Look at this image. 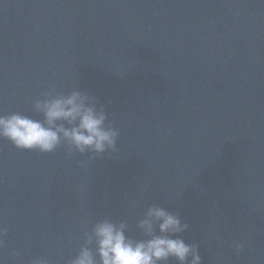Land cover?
Segmentation results:
<instances>
[{
    "label": "water",
    "instance_id": "water-1",
    "mask_svg": "<svg viewBox=\"0 0 264 264\" xmlns=\"http://www.w3.org/2000/svg\"><path fill=\"white\" fill-rule=\"evenodd\" d=\"M74 89L116 151L82 167L0 140V264H71L102 217L144 239L152 204L202 264H264V0H0V115Z\"/></svg>",
    "mask_w": 264,
    "mask_h": 264
},
{
    "label": "clouds",
    "instance_id": "clouds-1",
    "mask_svg": "<svg viewBox=\"0 0 264 264\" xmlns=\"http://www.w3.org/2000/svg\"><path fill=\"white\" fill-rule=\"evenodd\" d=\"M33 111L42 119L19 113L0 115V140H7L18 150L41 154H51L62 145L67 147L69 156L90 154L88 160L81 161L82 167L107 152L116 151L119 132L109 122L104 106H98L96 98L87 91L49 92L33 104ZM136 228L144 239L130 238L124 220L98 219L86 233L85 243L71 264H169V261L202 264L199 246L182 238L189 224L178 213L152 204L144 210ZM4 234L0 228V237ZM242 247L239 243L234 245L237 253ZM10 255L14 257L16 253ZM33 264L46 262L38 258Z\"/></svg>",
    "mask_w": 264,
    "mask_h": 264
}]
</instances>
